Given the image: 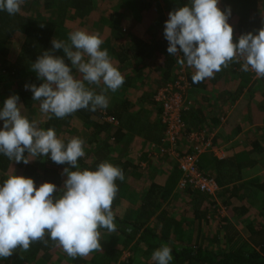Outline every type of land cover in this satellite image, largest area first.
<instances>
[{"label": "trees", "instance_id": "trees-1", "mask_svg": "<svg viewBox=\"0 0 264 264\" xmlns=\"http://www.w3.org/2000/svg\"><path fill=\"white\" fill-rule=\"evenodd\" d=\"M48 1L49 2H43L44 8L46 10H50L51 8V10L56 13L58 20H63L65 18L68 9H74L77 15L85 22L88 16V13L85 11L92 7L91 0ZM186 4H190V0H118V5L115 8L116 13L112 14V16L103 23L104 26L111 29L112 38L118 43L111 51L114 52V61L118 63L117 69L126 73V86H133L135 81H142V83H144L145 79L152 74L149 69L152 68L153 63L155 67L154 71L160 80L157 79L159 85H157L154 92L150 91V96H148V98H151L152 103H154L153 97L155 92L167 83L173 82L176 73L179 71L184 72L192 91L194 88H202V82L193 83V69L189 68L187 65L182 67L177 63V57L167 52L169 42L165 37L153 42H151V37L147 38V41H143L131 35L130 32H127L123 34L125 35L124 38H121V25H123L124 22H128L129 25H132L131 23H141L146 19L152 20L154 25H165V21L169 19V13ZM36 6L37 4L35 1L30 2L26 8V13H30ZM240 7L241 13L239 14L238 23L239 36L248 32L256 34L261 27H264V17L261 19L256 14V0H251L246 5L241 4ZM226 9H228V7ZM21 10L23 9L21 8ZM164 12L168 14V17L164 15ZM25 15V13L23 15L20 12L15 15H9L6 11H0V101L9 94L10 96L19 95V101L24 106L26 115L31 121L33 117L40 119L41 114H37L39 102L32 99L33 93L25 89V84H35L39 87V85L43 83L42 80L37 78V74L31 69V65L44 51H46L49 40L45 36L46 26L39 25L37 20L33 17L26 15V18ZM18 35L22 36L23 44H18V46H16V43H19V40L15 39ZM17 47H19L18 54L12 56V52H14V49ZM65 62L70 65V61H68L66 57ZM235 65L241 70L240 64L235 63ZM144 71L147 73L146 75ZM74 75H76L77 78L80 76L79 73H75V70ZM258 80L260 83L264 84V78H259ZM89 87L93 88L99 94L101 88L104 86L101 84L99 87L95 85ZM192 91H190V93ZM106 95L108 96L109 93L107 92ZM190 100L193 104L191 107L193 109L195 101L191 98ZM130 105L131 102L120 92L116 91L111 95L109 107L107 109H97L95 112L81 109L64 119H58L54 116L52 119H47L45 117L40 127L45 130L54 128L58 136L64 129L70 128V121L75 119L82 125L85 131H90V133L85 135L87 137L86 141L88 140L89 144L98 145L95 151L92 150L93 154L91 155L95 157L93 165L89 166V164L83 163V159H80L79 168L81 170H96L101 162L107 161V155L105 153H110L112 151L110 147L113 141L117 144V142L124 137L122 129L120 128L122 125L126 130L132 132L138 131L137 129L140 127L141 133L144 134L146 132V140L154 144H158L161 141V137L164 135L163 128L165 131V127L161 124L160 119L159 123L163 128H160L162 134L159 136V124L141 127L140 121L135 118L137 114H140L137 113L134 117L130 115ZM2 106L3 105L0 103V109H2ZM142 112L143 111L140 110V113L144 115ZM160 114L161 110L159 109V117ZM104 115L110 116L117 121L118 126L116 127L113 137H107V140H103L101 143V141L98 142L97 138L103 133H106L110 126L104 121L102 122L106 124L99 126L97 122H95V119L99 118L101 120L104 118ZM2 127L3 121H0V128ZM151 131L155 132V137L154 134H151ZM110 139H112V142ZM63 141L67 143L69 140ZM253 148L254 151L261 150L257 142L253 145ZM85 152V158H87L90 154V150H85ZM24 155L26 157L28 156L27 151ZM146 158V161L152 162L151 158L147 156ZM48 160H51L50 155L37 156L32 162L24 164L23 162L16 163L14 160H9L4 155L0 154V185L7 179L8 171H10V168L14 166L15 163L19 176L32 178L38 187L45 182L55 184L57 186V192L54 193V196L59 197L61 195L60 190L63 189L64 184L62 180L67 177L66 175H62L59 169L61 164L53 162L55 166L54 168H50L47 166ZM260 161L264 162V158ZM200 162V169H209L210 176L216 180L219 187L218 193L221 189L227 190L229 187L232 191V196L245 204L230 208L234 217L242 222L241 224L239 223V225L240 228L245 229L247 233L245 239L242 238L232 225L228 224L226 226L224 220L217 219V207H212V210L208 212L206 209H201L200 206L202 203L204 201L209 202V200L212 199L211 197L200 193L181 192L182 194H192L194 195V199L197 200L193 214L194 219L198 222L199 238H197L198 240L196 243L192 244V239L182 228L183 221L171 220L167 217L166 212L162 210V203L170 198L174 189H177L180 180V174L177 175L174 173L170 175L166 184L162 186L152 185L148 190H142L140 192L138 215L134 221L131 220L129 222L119 219L116 210L120 205L121 199L127 193V197L135 201L137 196L131 191V187H133L132 185L134 184L136 185L137 181L132 185L128 184L129 191L128 189L125 190L126 186H123L121 181H116L119 191L112 204V209L115 214L114 222L117 225V230L109 233L106 229H100L101 250L92 252L89 259L85 257H77L75 259L68 257L63 249L46 235L43 240L34 241L27 252L20 253L18 249L11 257L0 259V264H17L16 262L18 261H21L23 264H48L49 262L47 263V261L53 257L54 253L57 258H59H56L58 262L55 260L56 262L52 264H118L121 256L126 251L130 253V256L126 259L127 262H124V264H132L135 260L133 256L134 252L141 243L147 247L149 253L144 258V262H140V264H155L151 259L152 253L164 244L172 249L173 260L171 264H264V183L262 188L238 185L237 183L240 179L239 177L234 178V173L229 174L228 161L217 160L211 155L204 157ZM258 163L259 160L237 163L234 166L235 171H241V168L246 169L247 167H253ZM112 164L121 168L124 176L128 175L130 178L136 179L134 177L137 172V167L132 164H120V162ZM67 168L71 171L76 170L68 164ZM240 189H242L243 193L238 195ZM225 204L227 205L228 201H226ZM250 211L253 213V219L246 218ZM153 219H156L157 223H152L151 221ZM187 224L184 225L188 226ZM211 224L217 225L214 235L201 238V233L207 230L211 231L209 229ZM160 228V234H156L154 231ZM235 238L237 240H235ZM224 240L226 246H228L227 250L221 247V245L223 246ZM212 245H215V248L212 247ZM21 255L23 258H21Z\"/></svg>", "mask_w": 264, "mask_h": 264}, {"label": "clouds", "instance_id": "clouds-1", "mask_svg": "<svg viewBox=\"0 0 264 264\" xmlns=\"http://www.w3.org/2000/svg\"><path fill=\"white\" fill-rule=\"evenodd\" d=\"M25 0H0V11L15 15ZM219 0H190L169 13L164 37L167 52L177 57L182 67L194 69L193 83L212 78L232 63L241 71H253L264 78V27L256 34H242L233 41V27L228 23L231 9L221 11ZM52 49L44 51L31 65L43 83L25 84L39 102L41 118L31 121L22 113L19 95L9 96L0 109V154L16 163L28 164L37 156H49L56 164L67 163L59 197L50 182L38 188L32 178L9 175L0 185V259L11 257L18 249L27 252L34 241L47 235L70 258L87 257L101 250L100 229L117 230L112 204L119 191L117 180L124 181L123 170L108 161L96 170L79 168L85 156V141L73 137L67 143L58 138L54 128L40 127L43 118L64 119L81 109L95 112L107 109L108 91L116 92L125 80L113 65L108 50L102 49L99 34L75 30L67 42L52 40ZM63 50L64 57L54 53ZM182 53V55H181ZM65 57L70 65L65 62ZM243 61V63H241ZM75 73H79L77 78ZM103 84L98 94L93 88ZM27 151L28 156L24 153ZM21 258L23 256L21 255ZM155 264H171L172 249L164 244L153 251Z\"/></svg>", "mask_w": 264, "mask_h": 264}, {"label": "crops", "instance_id": "crops-1", "mask_svg": "<svg viewBox=\"0 0 264 264\" xmlns=\"http://www.w3.org/2000/svg\"><path fill=\"white\" fill-rule=\"evenodd\" d=\"M37 6L29 13L31 17H33L35 20H37V16L39 17L40 14H44L47 16L48 22L45 24L46 26V33L45 36L49 40V43L47 45V49H50V45L53 39L56 40H62L67 42L68 34L75 30H84L90 34H99V36L103 39L104 43L102 44V49H107L109 52V56L111 58V62L113 65L118 68V63L114 61V52L113 48L117 46V42H115V39L112 38V31L111 29H108L106 26L103 25L105 23L104 21L107 20L112 14H115V7L110 10H106L102 12L100 9L96 10V0L92 1V7L91 9L86 10L85 12L88 13V16L86 17V20L90 19L94 22L85 24L81 17L77 15L76 11L74 9H68L66 11V16L63 20H58L56 17V13L51 10L42 9L43 2H49L48 0H34ZM33 1V2H34ZM251 0H219V8L221 10H225L227 7L231 9V15L228 18V23L233 27V41L238 42L239 39V31H238V23H239V14L241 13V7L240 5H246ZM257 2V16L261 19L264 17V0H256ZM38 7V8H37ZM100 14V20H94L92 18L94 15ZM164 15L168 17V14L164 12ZM26 16V15H25ZM28 16V15H27ZM26 16V18H27ZM92 18V19H91ZM39 25H42L40 21L37 20ZM84 22V23H83ZM101 22V23H99ZM150 23V24H147ZM71 24L77 25L76 27L71 28ZM127 24V26H126ZM132 25H129L128 22H124L123 25H121L120 33L121 38H124L127 32H130L131 35L143 40L147 41V38L151 39V42L161 40L164 37H160L159 34H156V31L162 30V28L165 27V25H154L153 21H146L141 23H131ZM128 27V28H127ZM93 29V30H92ZM92 30V31H91ZM150 32V37L147 35V33ZM163 34V33H162ZM43 35V34H42ZM41 35V36H42ZM147 35V38H145ZM164 35V34H163ZM44 37V35H43ZM23 39V38H22ZM127 40V39H126ZM124 43V42H123ZM126 43V42H125ZM23 44V40L21 45ZM59 51V50H58ZM57 51V52H58ZM61 51V50H60ZM55 54V53H54ZM151 62V60H150ZM155 68V67H154ZM154 68H150L151 73L147 79H145V82H134L133 86H126L125 82L122 85L121 88H119L117 91L120 92L129 102H131L129 114L134 117L135 114H137V118L140 123L141 127L146 125L154 126L156 124H159V133L160 136L162 134V130L160 131V128L162 129L163 126L159 123V115L158 111L159 109L157 106H155L154 103H152L151 98H148L151 93L150 91H147L149 88L152 92L156 90L157 85H159L158 80H160L159 77H157L156 72L154 71ZM148 70V69H146ZM193 71H195L193 69ZM121 74L124 77L125 80V72L120 71ZM145 72V71H144ZM147 73L145 72V75ZM146 77V76H144ZM157 77V78H155ZM144 79V78H143ZM142 79V80H143ZM158 79V80H157ZM109 95L108 98H111V95L114 92L108 91ZM190 97L195 101L194 108L190 109L185 114L186 124L189 130H200V129H206L210 132V135H212V140L214 142V145L217 147V157L212 154H207L201 158V160L206 156H212L216 158L217 160H225L229 163V174L234 173V178L239 177L238 185L241 186H247V187H258L262 188V185L264 183V166L262 161V158H264V84L260 83L259 80L255 81L253 80L251 74L238 70L236 68L235 63H232L227 68H223L221 71L214 74L212 78L205 79L202 81V88H194L193 91L190 93ZM149 106L150 113L144 112L143 109H147ZM135 109V110H133ZM140 110H142L144 115L140 113ZM105 117H110L104 115ZM95 121V120H94ZM106 121V120H105ZM107 122V121H106ZM106 124L102 122V125ZM109 126L115 128L116 131L117 125H114L110 122H107ZM100 125V126H102ZM109 127V128H110ZM122 129L123 138L115 144L113 141V144L111 145V152L105 153L107 155V161L112 163L120 162V164H132L133 166L137 167V172L135 173L136 179L130 178L128 175H125L124 181H121L122 185L126 186L125 190L128 189V184H133L135 181H137V184L132 185L131 191L136 194L135 201H132V198H128L127 195H124L123 198L120 201V205L117 208V217L121 220H124L126 222H129L131 220L134 221V219L138 215V206L140 204V192L142 190H148L152 185L162 186L167 183L169 180L171 174H177L179 175V171L177 169V165L174 161H171L169 159L161 160L160 162H157L159 160L152 159V162L146 161V156L148 157V153L144 152L141 156H137V154L132 155L134 153H138L136 151L141 150L143 147V151H146V148L148 149L150 145L159 146L161 144V141L158 144H154L153 142L146 140L145 134L141 133V128L139 127L135 132H132L130 130H126L125 127H120ZM150 129V128H149ZM110 131V129H109ZM114 131V132H115ZM154 131V129H153ZM108 132V131H107ZM103 133L100 135L103 137L107 134ZM164 132V128H163ZM155 132L151 131V134H154ZM113 134H110V138L113 137ZM164 134V133H163ZM99 136V137H100ZM157 136V135H156ZM155 137V134H154ZM163 138V135L161 137V140ZM98 142L101 140V138H97ZM112 139H110L111 141ZM112 142V141H111ZM258 143L261 147V150H253V145L255 143ZM118 145V146H117ZM92 148H89L86 146V151L90 150L89 156H92L93 162L95 160L94 155L92 153V150L95 151L98 145L91 144ZM117 147H121L119 150V155L117 158H114V149ZM138 149V150H137ZM149 151V150H148ZM88 156V157H89ZM133 157V158H131ZM138 157V158H137ZM200 160V161H201ZM253 160H259V163L253 167H247L246 169L241 168V171H235V165L237 163H245L247 161H253ZM93 162L89 164V166L93 165ZM201 165V162H200ZM247 166V165H246ZM203 172L210 175L209 169H202ZM173 172V173H172ZM180 177V175H179ZM178 177V178H179ZM139 184V185H138ZM142 185V186H140ZM124 190V189H123ZM124 190V191H125ZM130 191V192H131ZM178 190L174 189L173 194L170 196V198L167 201H164L162 203V210L166 212L167 217H169L171 220L174 221H183L182 228L187 232L190 229H193L197 232L196 237L199 238V231H198V225L197 220L194 219V216L188 220L182 217V215H179L177 212H175V205L176 202L173 203L174 200H176V197H178ZM243 191L240 189L238 192L239 194H242ZM182 194V193H180ZM176 196V197H175ZM188 197H191V199H186L188 205H192L194 202L196 203L194 199V195L189 194ZM224 197L221 203L218 198ZM235 201L233 202V200ZM184 199L180 200L181 204H183ZM228 201V204L226 205L225 202ZM205 203H209L211 205V208L217 207V219L224 220V224L227 226L232 225L234 229L239 232V234L242 236L243 239L247 237V233L245 229L240 228L239 223L241 224V220H237V218L234 217L233 212L231 211V207H236L240 205H245L241 200L238 201L236 198L232 196V191L228 187L227 190L221 189V191L217 194V198L215 200L211 199L208 201H204ZM178 205V204H177ZM168 207L173 208L170 210ZM201 209H205L203 205L200 206ZM224 210V211H223ZM251 210V209H249ZM253 213H249V215L246 216V218L253 219L252 216ZM234 217V219H232ZM152 223H157L156 219H153L151 221ZM188 223V224H187ZM222 223V222H221ZM184 224H187L188 227ZM161 228L156 229L154 232L156 234H160ZM244 233V234H243ZM201 238L204 236H207V232H203L200 234ZM196 238V239H197ZM200 238V239H201ZM198 240V239H197ZM235 240H237L235 238ZM143 249L144 251V258L149 253V250L145 245L139 244V249ZM228 246L224 249L227 250ZM135 251V252H136ZM134 252V257H135ZM54 253V252H53ZM128 254V258L130 256V253L128 251L124 252V254ZM56 255V254H54ZM53 255V256H54ZM41 256V255H40ZM123 257V256H121ZM127 258V259H128ZM120 261L118 264H124V262ZM136 259V257H135ZM49 262V263H48ZM56 261H54L53 257L47 261L48 264H52ZM126 262V261H125ZM138 262V263H136ZM136 262H133L132 264H140V262H144L143 260H136Z\"/></svg>", "mask_w": 264, "mask_h": 264}, {"label": "built area", "instance_id": "built-area-1", "mask_svg": "<svg viewBox=\"0 0 264 264\" xmlns=\"http://www.w3.org/2000/svg\"><path fill=\"white\" fill-rule=\"evenodd\" d=\"M248 72L253 80L259 79L253 71ZM175 76L173 82L159 88L153 97L155 106L161 110L160 122L165 131L161 144L148 148V158L175 162L180 173L178 192L200 193L215 200L219 187L214 178L200 169V160L207 154L217 157V147L208 130L188 129L184 115L193 106L189 98L192 89L183 71ZM105 120L117 125L111 117Z\"/></svg>", "mask_w": 264, "mask_h": 264}, {"label": "rangeland", "instance_id": "rangeland-1", "mask_svg": "<svg viewBox=\"0 0 264 264\" xmlns=\"http://www.w3.org/2000/svg\"><path fill=\"white\" fill-rule=\"evenodd\" d=\"M32 1H34V0H25V2H24V4L22 5V9L23 10H21L20 11V13L21 14H23L24 15V13L26 14V15H29V12L28 13H26V8L28 7V5H29V3L30 2H32ZM96 3V10L97 9H100L102 12H104V11H106V10H109V8L108 7H110V10L113 8L114 9V7L116 8V6L118 5V0H96L95 1ZM42 9H45L44 7H42ZM92 18H94V20L96 19V20H100L101 18H100V14L99 15H94ZM91 18V19H92ZM38 21H40L41 22V24L42 25H44L45 26V24L48 22V20H47V16H45L44 14H40L39 15V17L37 16V18H36ZM88 20V19H87ZM86 20V21H87ZM95 20V21H96ZM85 21V22H86ZM101 21V20H100ZM146 21H152V20H145V21H143V22H146ZM92 22H94V21H92V20H88L85 24H88V23H92ZM84 23V22H83ZM99 23H101V22H99ZM147 24H150V23H147ZM71 26V28L72 27H76L77 25H75V24H71L70 25ZM93 30V29H92ZM91 30V31H92ZM164 28H162V30L160 29V31L158 30V31H156V34H159V36L160 37H164ZM147 35L150 37V32H148L147 33ZM147 35H146V37L145 38H147ZM16 40H19V43H16V46H18V44L19 45H21V43H22V36H20V35H18L16 38H15ZM52 43H51V45H50V49H52ZM19 47H17L16 49H14V52H12V56L14 55V54H18V51H19V49H18ZM58 51V50H57ZM55 52V55H57V56H61V57H64V53H63V50L61 49V51L59 50L58 52ZM152 68H154V65H153V63H152ZM236 68H237V66H236ZM238 70H240L239 68H238ZM74 71V70H73ZM247 73H249V72H247ZM250 74V73H249ZM252 76V75H251ZM147 91H151L149 88L147 89ZM10 96V94L9 95H7L6 96V98H4L3 100H1L0 101V103L3 105V103H4V101L8 98ZM19 104H21L20 103V101H19ZM3 107V106H2ZM146 108H147V106H146ZM133 110H135V109H133ZM144 110V112H147L148 114L150 113V111H149V106H148V108L147 109H143ZM22 113L24 114V115H26V111H25V109H24V107L22 108ZM37 114H40V111H39V106H38V110H37ZM27 116V115H26ZM96 121L95 122H97V124L100 126V125H102V121H104V122H106L104 119H99V118H96L95 119ZM110 129V131L108 130V132H107V134L106 135H104L103 137H99V138H101V140H103V139H106V137H110V134H112V133H114V129L115 128H113L112 126L109 128ZM88 133H90V131H85L84 130V128L82 127V125H80L75 119H72L71 121H70V128H66V129H64L63 131H62V133H60L58 136H59V138H62V140H70L71 138H73V137H80V138H82L84 141H85V148H86V146H88L89 148H92L93 149V147L91 146V144H89L88 143V140L86 141V139H87V137L85 136L86 134H88ZM88 143V144H87ZM118 146V145H117ZM115 148V147H114ZM120 149H121V147H120ZM119 147H117V148H115L114 150V158H117L118 159V155H119ZM143 149H144V147L141 149V150H138V151H136V152H138V153H134V154H132V155H135V154H137V156H141L142 155V153L143 154H145L144 152H148V149L146 148V151H143ZM86 150V149H85ZM85 155H86V152H85ZM131 158H133V157H131ZM138 158V157H137ZM35 158H32V159H30V162H32L33 160H34ZM81 159H83V163H86V164H91L92 162H93V158H92V156H89V157H87V158H85V156L83 157V158H81ZM161 160H159V161H157V162H160ZM16 164L14 163V166H12L11 168H10V171H8V176L9 175H18V171H17V169H16V166H15ZM47 166L48 167H50V168H54V163H53V161L52 160H48L47 161ZM67 167V163H65V164H61V167H59V169L61 170V172L63 173V170H64V168H66ZM66 180V178H64L63 180H62V183H64V181ZM35 184V183H34ZM35 186L38 188V185L37 184H35ZM178 195V197H176V200H174L173 201V203H175L176 202V205H175V212H177L179 215H182V217L183 218H185L186 220H187V218H189L188 220H190L193 216H194V214H193V211H194V206H195V202L192 204V205H188V203H187V201H186V199H191V197H188L187 195H189V194H180V193H178L177 194ZM216 198H217V196H216ZM182 199H184V201H183V204H181V202H180V200H182ZM219 199V201L222 203L223 201V199H224V197L222 196V197H220V198H218ZM195 201H197V200H195ZM235 201V199L233 200V202ZM178 204V205H177ZM202 205H203V207H205V209L207 210V212L208 211H211L212 209H211V205H209V203H205V202H203L202 203ZM170 210H172L173 208H171V207H168ZM201 210V209H200ZM232 219H234V217H232ZM188 227V226H187ZM194 228H195V226H193ZM193 228V229H194ZM193 229H191V230H188L187 231V235L192 239V244H194V243H196V241H197V237H196V235H197V232L194 230V232H192L193 231ZM211 231H209V230H207L206 232H207V236L208 237H210V236H212V235H214V231H216V229H217V225L216 224H211L210 225V228H209ZM244 234V233H243ZM224 243H223V246L221 245V247L223 248V249H225L227 246H226V244H225V240L223 241ZM212 247H214L215 248V245L213 246L212 245ZM144 250L141 248V249H139L138 251H136L135 252V257H136V259L134 260V262H136V260H144V252H143ZM55 254V253H54ZM90 256L91 255H88L87 257H85V258H87V259H89L90 258ZM123 257H121L122 259H121V262L123 261V262H127V258H128V254L126 253V254H124V255H122ZM57 256L56 255H54L53 256V259H54V261L56 260L57 261V259L59 258H57ZM58 262V261H57ZM125 262V263H126ZM17 264H23L21 261H18V262H16ZM136 263H138V262H136ZM135 264V263H134Z\"/></svg>", "mask_w": 264, "mask_h": 264}]
</instances>
